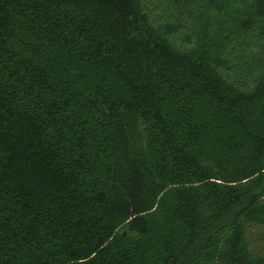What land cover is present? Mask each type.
Segmentation results:
<instances>
[{"label": "trees", "instance_id": "trees-1", "mask_svg": "<svg viewBox=\"0 0 264 264\" xmlns=\"http://www.w3.org/2000/svg\"><path fill=\"white\" fill-rule=\"evenodd\" d=\"M155 4L0 0V264H264V0Z\"/></svg>", "mask_w": 264, "mask_h": 264}, {"label": "rangeland", "instance_id": "rangeland-1", "mask_svg": "<svg viewBox=\"0 0 264 264\" xmlns=\"http://www.w3.org/2000/svg\"><path fill=\"white\" fill-rule=\"evenodd\" d=\"M155 1L156 0H144V3H145L146 6H148V8L150 7V8H152L154 10V8L156 6ZM154 12L157 13V11H154Z\"/></svg>", "mask_w": 264, "mask_h": 264}]
</instances>
